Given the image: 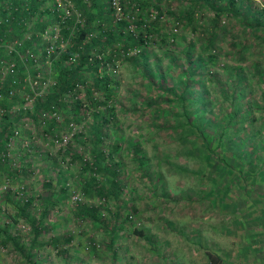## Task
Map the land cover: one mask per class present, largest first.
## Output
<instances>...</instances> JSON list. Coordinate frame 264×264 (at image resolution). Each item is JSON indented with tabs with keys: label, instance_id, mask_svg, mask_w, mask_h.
Segmentation results:
<instances>
[{
	"label": "rangeland",
	"instance_id": "obj_1",
	"mask_svg": "<svg viewBox=\"0 0 264 264\" xmlns=\"http://www.w3.org/2000/svg\"><path fill=\"white\" fill-rule=\"evenodd\" d=\"M132 2L137 9L128 22L136 33L143 25H151L150 6L157 5L154 7L161 12L155 28L142 29L141 43L123 51L115 41L97 46L95 51L93 46L103 39L97 24L100 21L95 18L76 49L71 50L75 61L68 65L65 58L60 66L66 75V70L77 65V53L92 38L88 54H96L97 66H81V76L75 80L81 82L82 89L75 98L83 103L84 84L93 76L106 75L110 86L107 97L89 86L99 103L85 108L82 104L71 126L63 122L67 107L58 109L60 121L54 123L41 122L35 111L20 120L19 106L27 93L15 90V95L0 98L2 118L10 128L18 126L26 140L21 143L16 135L0 143V264H213L206 257L208 252L219 258L216 264H241V123L230 128L231 134L225 126L229 121L233 125L241 112V104L235 109L232 103L241 99V81L237 91L230 93L232 83L241 76V12L230 13L228 0H128ZM69 3L67 19L72 23L67 24L73 25L77 12L83 21L82 8L72 0ZM52 4V0H43L38 9L34 8L33 24L46 23L43 29L47 33L39 34L32 46L23 45L31 47L37 58L34 64L22 66L24 76L32 77L38 70L42 78L57 80L60 67L55 60L72 45L70 39L49 66L42 61L43 46L49 40L62 42L64 38L53 26ZM8 5L9 0H0V19L1 12L9 13ZM234 5L241 10V0H235ZM101 7L106 26L115 27L117 21L111 19L106 6ZM243 10L251 14L248 18L243 14V102L252 111L243 117V137L257 131L251 163L244 160L250 154L243 141V264H264V165H260L264 160V0H243ZM190 11L193 18L189 22L186 14ZM40 12L43 17L39 18ZM137 18H142L140 26ZM214 22L213 45L209 47L205 41ZM187 49V53L182 52ZM210 55L216 58L206 68L216 77L204 74L181 97L179 66L187 65L183 58L187 56L188 65L194 67L199 59ZM56 86L47 85L36 94L30 101L32 108H42L39 102ZM22 90L31 94L28 84ZM206 95V102L201 104L200 140L196 132L178 125L187 120L182 98L190 110L188 119L196 126L197 102L190 105L192 99L187 96L201 101ZM91 108L109 113L98 131L104 145L103 160L114 165L121 183L116 197L83 191L84 182L97 185L107 180L93 163ZM230 110L234 112L228 120ZM3 125L0 121V130ZM113 140L117 146L108 155V144ZM135 143L139 155L132 151ZM46 181L51 185H45ZM24 198H31L29 213L40 221L41 230L35 239L13 203L22 204ZM79 204L87 205L96 215L103 213L104 222L114 220L117 216L109 215L118 208L123 224L112 231V223L101 225L86 214L75 218L74 208ZM137 228L141 234L135 232ZM59 236L62 241L54 244L53 238ZM87 236L96 245L95 251L83 249Z\"/></svg>",
	"mask_w": 264,
	"mask_h": 264
},
{
	"label": "trees",
	"instance_id": "obj_2",
	"mask_svg": "<svg viewBox=\"0 0 264 264\" xmlns=\"http://www.w3.org/2000/svg\"><path fill=\"white\" fill-rule=\"evenodd\" d=\"M42 1L43 0H9V2L11 3V6L8 5L9 7H7L9 9V13L8 12H1L2 13V19L0 21V37H5V33L9 34V36H12L13 34L18 33L19 32V26H20L19 25L20 24V22H19L20 18H22L24 16L28 17L32 13V10H34V8H36L39 4H41ZM72 1L75 4V6H78L79 9L82 8V10L81 9L80 10L83 14V21L80 24L75 23V26H73V32L70 35V39L72 40V45L70 46V48H68V50L66 52L64 51L61 55H59L56 58L55 63L59 67L62 65V62L65 59V56H67L69 54V52H71L72 49H76L75 47L79 44V40L90 29L91 22L95 21L96 20L95 18H98V20L100 21V23H97V24H98V27L101 28V30L103 32L102 33L103 39L100 41L98 40L97 42H99L100 45L93 46V49L95 51H98L99 49L97 48V46H101L105 43H113L115 41H119L121 50L125 51L128 46L135 45L136 43H141L143 41V37H142V33H141L142 29L149 30L151 28H155L156 23L159 21L158 18H159L160 13H161L160 10L158 9L156 18L154 20H152V22H150L151 25H149V24L143 25L142 27L138 28V32L134 34L132 31L126 29L127 21L125 18L118 19L115 27L114 26L111 27L109 25L106 26V23H104V21H103V15H101L103 10H102V7L100 6V3L98 2L99 0H90V3L88 4L90 6V9L84 8L83 6H88V5H84L81 0H72ZM203 1H205L206 3H211V0H203ZM234 3H235V0H228L229 6H226V9L230 13L232 12V13L238 14L239 12H241V10H239L234 5ZM24 6H28V9H24ZM154 6L158 8L157 5H154ZM44 9H45L44 11H47V8H44ZM41 13L42 12H40L39 18L42 15ZM243 14H244L245 18H248V16L251 15L250 13L248 14V12L244 11V10H243ZM42 17H43V15H42ZM108 18L109 19L106 20L107 23L110 22V17L108 16ZM186 18L189 22L191 21V19L193 18L192 11H190L186 14ZM66 21L69 24L72 23L71 19H67ZM135 22L137 23V26H140L141 22H142V18H139V19L137 18L135 20ZM69 24H68V27H69ZM45 25H46V23L38 24V22H37L35 24H32V29H34V30L36 28L37 29H43ZM215 25H216V23L214 22L213 28H212V33H211V35H209L207 37V40L205 41V44L209 47L211 45H213L212 34H215V31H214V29L216 28ZM68 27L60 26L59 27L60 34L63 36L68 35L69 34V28ZM33 32L34 31L31 32L32 34H30V37H35V36H33ZM29 41H30V38L26 39L24 44H27ZM91 43H92V38L89 39L87 42H85V47H82V50L79 53H77L78 54V56L76 58L77 65L74 68H69V70H66L67 71L66 75H63V73H62L63 69L61 67L58 69V73H57L58 79H57V83H56L57 86H56L55 90L51 93H48L47 96L43 99V101L39 102V106L45 107V108L50 107L51 104L54 105V107L52 106L53 109L56 107L57 109L62 110V109L67 107L68 108V114H67V116H65L63 118V122H68L69 120L75 119V114L76 113L78 114L82 104H83L82 106H84V108H85V107H88L89 105H94L95 102L97 104L99 103L94 98V96H92L90 94V89H89L90 85H92L94 87V89H97L101 93L102 97H107L108 91L110 90V86L108 84V77L106 75H102L100 77L93 76L92 78H90V80H88L89 82H87V84H84L85 93H84V101L82 100L83 103L81 101H79L78 99H74L72 101H69V102H71L70 106H67V103H69V102L63 101L60 98L61 92L64 89L70 87L72 84H75L76 80L81 76L80 75L81 66H85L87 68L88 67L96 68L97 60L95 62H92V63L87 62L88 61L87 60L88 47L92 46ZM188 51H189V49H187V51L182 50V52H184V53H187ZM11 55L12 54H8L6 56L3 55V56L5 58L6 57L9 58V57H11ZM185 58H183V60L187 61V65L183 67V64L181 63L179 66V69L181 72V74H180L181 79L178 80V84L182 88V92H181L182 94L180 93L181 97H183V93L187 89H188V91H190V89L193 88L195 82H197V83L200 82V79L204 74L208 73V74H210V75L212 74L216 77V75L213 74L214 71L206 68V64L209 63L210 60L212 61L213 58H216V55H210L206 59H202V58L199 59L200 62L194 67L189 66L187 56ZM17 66H20V65H17ZM257 71H261L260 68H257ZM195 73H197L196 76H195ZM12 77H15V76H12ZM12 77L8 76L7 81L10 82L9 79H11ZM240 81H241V76L239 75L237 77V79L235 80V82L232 83V88H231L230 93H235L237 91V89L240 87L239 86ZM6 85H7V82L5 81L4 86L6 87ZM4 86L0 88V93H3L2 94L3 97L5 96V93H6ZM188 95H190V94L188 93ZM187 97L189 99H192L190 105L191 104L193 105L195 102H197L195 105L196 108L194 110V111H196V114H197L195 116L196 126L194 125V123L191 120L188 119L189 115H190L189 114L190 110L187 108L188 106H186L185 98H182L183 102L181 103V106H182L183 116L185 118H187V120H185V123L180 122L178 126H179V128L182 127L183 129H188L191 132H196L197 138H199L201 140L203 138L202 127H201L202 118H201V114H200V112L202 113L203 108H201V104L206 102L207 95L204 96V98H201V101H200V98L193 99L189 96H187ZM239 101L238 102H232L236 106L235 109L238 107L239 104H241V99H239ZM244 105H245V108H244L245 110H243V117L246 119L247 116L251 115L252 111L250 110L251 108L249 105H247L246 103H244ZM91 109H92L91 110V115H92V120H91L92 121V132L91 133H92V136L95 140L94 141L95 146L92 149L93 157H94L93 163H95L98 167H100V169L106 175L107 180H106L105 184L101 182L97 185L94 184L97 182H90V183H86V184L84 182L83 191L89 192L90 190H95L99 194L104 195L103 197H105V196L107 197V195H109V194H112V195H114V197H116L117 193H118L116 191H118L119 187L121 186V183H120L119 178L116 174L114 165H112L109 161L106 162V160L105 161L103 160L105 158V155L103 152L104 148H102V146H104V145L100 144L101 133L98 131L100 124H102V120H104L105 118L108 119L109 113H108V110H106V109H104V110L103 109L97 110L94 108H91ZM233 112H234V110L227 111L226 114L230 115L228 120L232 119L231 117L233 115ZM240 114H241V112L239 113V118H237L235 122L233 121V123H234V124L232 123L233 125L228 124L230 121L227 124H225L226 130L228 129L230 131V133L228 132L229 134H231V132H232L231 129H234L235 125H237L238 123H241ZM2 119H3L2 121H3L4 125L2 126V128L0 130V143L4 140L5 133L10 128L9 122H6L5 117ZM50 122L54 123L56 121L51 119ZM51 123L46 124L45 127H47ZM250 133L251 134L248 137H246V138L243 137V141L247 144V147L249 148L246 151V153L250 154L248 158H246V156H245L244 160L246 162H249V163L254 161L251 158V153L254 149H256L254 139H255V136H257L255 134V133H257V131L253 130ZM199 143L203 147L206 146L205 143L204 144L201 142H199ZM135 144L136 145L133 146L132 151L133 152L135 151L139 155L140 150L138 151V145H137V143H135ZM116 146H117V143L115 142V140H113V142L111 144H108V155H110L111 149H116ZM233 158H234V156H233ZM260 165H262V166L264 165V160H262ZM248 169L254 170L252 166H249ZM244 176H247V175L245 174ZM49 184L51 185L50 181H46L45 185H49ZM52 189L55 190L54 188H49L50 191H52ZM51 198H52V195L50 196L49 201ZM30 199L31 198H24L22 200V204L18 203L17 201H13V203L16 206L17 210L20 212V214L28 222L29 228H30L29 232H31L33 239H35L36 237H38V235L40 233L41 226H40L39 218H34L29 213L28 201H31ZM46 201H47L46 203L49 202L48 199ZM46 205L43 206V208H42L43 210H45L44 208L46 207ZM119 212H120V209L116 208L114 213L113 214L111 213L109 216H110V218H112L114 216H117V217L114 218V220H112L111 222H104L103 221L104 214L101 213L103 215H101V214L96 215V212H94V210L89 208L87 205L79 204L78 206H76L74 208L75 218H76V216H81V214H86V216H88V217H90L96 221L98 220V222L100 221L101 225L104 223H110V224L112 223V224H114L111 228L112 231L113 230L115 231L116 229L120 228L121 223L123 224L124 216L117 214ZM134 230L138 234L142 233V230H140L138 228L134 229ZM66 237H68V235ZM60 241H62L60 236H59V238H56V239L53 238L54 244H57ZM18 249H20V248L18 247ZM83 249L86 251H95V249H97L96 245L94 244V242L92 241V239L89 236H87V238L85 240V244H84ZM209 253L210 252H208V254H206L207 259L210 262H212L213 264H216V262L219 258L216 255L212 254L213 255L212 256ZM69 257H73V255H71ZM63 259L65 260L66 258H63ZM66 263L71 264V262H69V261Z\"/></svg>",
	"mask_w": 264,
	"mask_h": 264
},
{
	"label": "built area",
	"instance_id": "obj_3",
	"mask_svg": "<svg viewBox=\"0 0 264 264\" xmlns=\"http://www.w3.org/2000/svg\"><path fill=\"white\" fill-rule=\"evenodd\" d=\"M83 4L88 5V0H81ZM105 3L106 9L108 11L109 16L111 19L117 21L120 18H125L126 21L133 20L134 19V10L137 9V5L135 3H128V0H103ZM52 6H50L51 12H53V17L55 19V23L53 26L59 30L60 26L68 27L67 24V18L69 17L68 13V7L72 6L69 3V0H52ZM125 6H129L128 8H125ZM37 9L39 6L36 7ZM24 9H28V6H24ZM149 15L151 16L149 20H154L156 18L158 9H156L154 6H150L148 8ZM36 11V9H35ZM59 11V12H58ZM80 12H77L76 15L73 18V25L75 23H81V17ZM161 16V15H160ZM159 16V17H160ZM2 19V17H1ZM0 19V21H1ZM112 20V21H113ZM20 26H19V32L16 34H13L12 36H9V34L5 33V37H0V88L4 86L5 81L7 82V85L5 87L6 93L4 97H11L15 95L17 92H25L27 93L24 96V103L22 106H19V114L22 115L19 119L22 120L26 116L25 114H30V112L35 111L36 116L38 119H40L41 122L47 123L51 119L55 121H60L61 113L60 111L55 107L53 104L50 105V107H42L39 109L34 110L35 108H32L30 105V101L33 97H35L36 94L40 93L44 88L49 85L50 87L55 85L57 80L50 77L42 78L39 75L38 70L35 71V74L32 77L24 76L23 75V68L22 66H25L26 63H35L34 61L37 59L34 56V53L32 52L31 47L23 46L25 45L24 41L28 38H30V41L28 42V45L34 44V42L37 43V40H35L38 35L40 34V37L43 36L45 33H47L46 29L41 30L38 32L37 30L32 29V24L34 23V10H32V13L28 17H22L19 20ZM144 24V23H143ZM73 25H69V30L72 33V27ZM126 29L132 31L134 34L136 31L133 30V27L131 26V22H128L126 25ZM23 30V32H22ZM33 32V36L30 37L31 32ZM70 34L63 36V41L58 40H49L48 44H45L43 46L42 52H41V58L42 61L49 66L51 61L55 56L60 54L63 50L66 48V44L70 42ZM56 35V34H55ZM54 35V36H55ZM61 35V34H60ZM62 36V35H61ZM62 37H59L61 40ZM68 50V49H67ZM66 50V51H67ZM65 51V52H66ZM97 53V52H95ZM12 54L11 57L5 58L3 55ZM99 57V56H98ZM66 61L68 65H71L75 61V56L73 52H69L67 56H65ZM96 54L89 53L87 56V62L92 63L96 59ZM71 63V64H70ZM20 65V66H17ZM8 76L12 77L9 81ZM25 84H28L29 92L26 90H22ZM82 89L81 82H76L75 84H72L70 87L64 89L61 94L60 98L63 101L69 102L71 99H74L77 96V93L79 90ZM16 90V91H15ZM3 93H0V98H2ZM76 99V98H75ZM18 108V107H17ZM4 116V115H3ZM2 116L0 114V121H2ZM73 120H69L67 123L69 126L72 125ZM73 128V126H72ZM9 132L5 133V139H12L14 136H18L17 138L20 139V142L23 143L24 138H22V134L20 133V128L18 126L12 125L11 128L8 130ZM1 153V152H0ZM0 160L2 159V156L0 155Z\"/></svg>",
	"mask_w": 264,
	"mask_h": 264
},
{
	"label": "crops",
	"instance_id": "obj_4",
	"mask_svg": "<svg viewBox=\"0 0 264 264\" xmlns=\"http://www.w3.org/2000/svg\"><path fill=\"white\" fill-rule=\"evenodd\" d=\"M100 3V6H105V3L103 2V0H99L98 1ZM85 5V4H84ZM38 6H41L40 4ZM89 6V5H88Z\"/></svg>",
	"mask_w": 264,
	"mask_h": 264
}]
</instances>
